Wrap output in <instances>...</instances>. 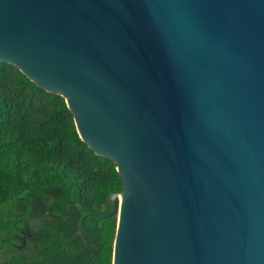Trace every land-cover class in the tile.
Returning <instances> with one entry per match:
<instances>
[{
    "label": "water",
    "instance_id": "1",
    "mask_svg": "<svg viewBox=\"0 0 264 264\" xmlns=\"http://www.w3.org/2000/svg\"><path fill=\"white\" fill-rule=\"evenodd\" d=\"M0 62L115 164L112 264H264V0H0Z\"/></svg>",
    "mask_w": 264,
    "mask_h": 264
},
{
    "label": "trees",
    "instance_id": "2",
    "mask_svg": "<svg viewBox=\"0 0 264 264\" xmlns=\"http://www.w3.org/2000/svg\"><path fill=\"white\" fill-rule=\"evenodd\" d=\"M115 164L80 139L63 97L0 62V264H112ZM74 201V202H71ZM22 228V251L5 241Z\"/></svg>",
    "mask_w": 264,
    "mask_h": 264
},
{
    "label": "flooded vegetation",
    "instance_id": "3",
    "mask_svg": "<svg viewBox=\"0 0 264 264\" xmlns=\"http://www.w3.org/2000/svg\"><path fill=\"white\" fill-rule=\"evenodd\" d=\"M13 239L15 241L20 240L21 242H20V244H17L16 242H13V244H11V246L12 247H16V249H18L19 251L20 250L22 251V228H19V233H18L16 238L11 236V234H10L9 236H7L5 238V241H10V240H13ZM0 261H1V259H0Z\"/></svg>",
    "mask_w": 264,
    "mask_h": 264
},
{
    "label": "bare ground",
    "instance_id": "4",
    "mask_svg": "<svg viewBox=\"0 0 264 264\" xmlns=\"http://www.w3.org/2000/svg\"><path fill=\"white\" fill-rule=\"evenodd\" d=\"M119 198V202H120V197H118Z\"/></svg>",
    "mask_w": 264,
    "mask_h": 264
}]
</instances>
